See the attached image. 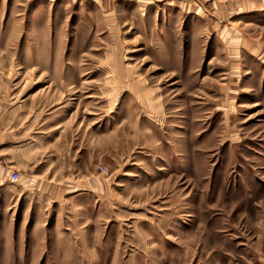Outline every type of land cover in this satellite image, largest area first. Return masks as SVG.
<instances>
[{"label": "rangeland", "instance_id": "obj_1", "mask_svg": "<svg viewBox=\"0 0 264 264\" xmlns=\"http://www.w3.org/2000/svg\"><path fill=\"white\" fill-rule=\"evenodd\" d=\"M0 264H264V0H0Z\"/></svg>", "mask_w": 264, "mask_h": 264}, {"label": "built area", "instance_id": "obj_2", "mask_svg": "<svg viewBox=\"0 0 264 264\" xmlns=\"http://www.w3.org/2000/svg\"><path fill=\"white\" fill-rule=\"evenodd\" d=\"M100 169H103V166H102V165L100 166ZM9 178H10L11 180H16V179L18 178V173H17V171H15V170H11L10 173H9Z\"/></svg>", "mask_w": 264, "mask_h": 264}, {"label": "crops", "instance_id": "obj_3", "mask_svg": "<svg viewBox=\"0 0 264 264\" xmlns=\"http://www.w3.org/2000/svg\"><path fill=\"white\" fill-rule=\"evenodd\" d=\"M15 201H16V200L14 199V200L11 201V203H15Z\"/></svg>", "mask_w": 264, "mask_h": 264}]
</instances>
